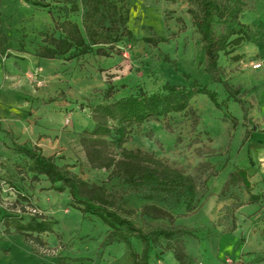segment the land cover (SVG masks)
I'll list each match as a JSON object with an SVG mask.
<instances>
[{
	"label": "rangeland",
	"instance_id": "1",
	"mask_svg": "<svg viewBox=\"0 0 264 264\" xmlns=\"http://www.w3.org/2000/svg\"><path fill=\"white\" fill-rule=\"evenodd\" d=\"M45 2L49 7L0 0V42L7 49L0 57V264H133L123 242L108 243L111 230L100 219L72 208L68 189L60 194L49 190L44 178L32 180L28 159L17 151L23 144L54 156L59 167L89 186H103L123 209L136 213L120 215L145 233L182 232L161 239L151 264H181L174 250L189 264H264V0H246L242 23L252 39L240 50L247 63L261 65L260 71L247 72L256 64L231 67L222 55L215 74L207 71L203 43L188 13L197 7L188 0H115L129 16L133 38L113 50L100 46L108 57L59 58L43 68L37 55L45 37H59L55 20L83 29L87 11L86 0ZM149 38L159 44L144 42ZM192 80L226 105L217 107L206 95H196L184 112L134 126L125 144L195 179L198 197L190 214L171 198L147 200L149 189L134 190L105 168L107 160H120L111 138L95 145L103 161L88 156L82 139L93 131L92 111L108 102L110 87L112 102L142 90L159 93L166 82ZM240 82L244 89L237 88ZM238 170L247 171L250 190L241 178L231 179ZM35 205L47 227L33 233L41 243L27 241L19 230L31 222ZM145 207L150 213H143ZM132 243L141 254V240L132 237Z\"/></svg>",
	"mask_w": 264,
	"mask_h": 264
},
{
	"label": "trees",
	"instance_id": "2",
	"mask_svg": "<svg viewBox=\"0 0 264 264\" xmlns=\"http://www.w3.org/2000/svg\"><path fill=\"white\" fill-rule=\"evenodd\" d=\"M32 2L36 7H49L45 0ZM188 2L197 7V10L190 8L188 13L203 43L207 71L215 74L220 70L219 61L222 55L231 61H240L241 56L233 55L252 39L248 26L242 23L246 0H188ZM86 4L85 27L82 29L78 23L69 21L60 24L55 20L59 37L50 35L44 38L46 46L37 55L40 59H77L89 54L108 57L109 53L100 46H109L113 50V46L124 38H133V33L128 28L129 16L122 12L115 0H86ZM76 9L74 7L72 10ZM48 13L51 15L50 11ZM144 42L156 47L159 39L149 38ZM6 52L7 49L2 48L0 42V57L6 55ZM185 78L191 79L188 75ZM224 87L227 91L231 90L226 83ZM233 93L237 96L240 92L235 90ZM200 94L206 95L217 107L226 105L219 102L217 93L200 85L197 80L189 81L187 85L166 82L159 93L150 94L142 90L137 95L112 102L110 100L114 96V89L110 87L105 93L108 102L96 106L92 111L94 129L87 134L88 136H84L82 144L88 156L94 154L101 160L95 145L102 144L107 137L111 138V144L120 152V160H107L105 168L112 169V173L120 174L124 182L134 190L149 189L150 194L145 196L147 200L164 196L183 203L188 213H194L198 197L195 179L161 160L146 156L140 150H128L125 144L134 126H141L161 117L166 118L174 113H182L190 107L192 99ZM17 149L19 154L28 159V171L32 174L34 182H40L44 178L50 185L49 190L60 194L68 189L72 208L78 210L85 218L94 216L100 219L111 230L108 243L123 242L130 251L133 264H151V255L159 246L161 239H170L182 233L163 229L145 233L120 215L125 213L133 216L136 213L123 209L124 203L108 194L103 186H89L69 168L59 167L55 157L44 155L40 148H31L23 144ZM230 177L232 180L241 178L244 186L248 190L251 189L246 170H238ZM19 195L23 200L31 201L29 196ZM258 200V196H251L253 203ZM23 209L27 210L25 207ZM33 209L37 210L38 214H31L29 225L20 226L19 230L27 241L41 243L34 238L33 233H43L47 227L40 214L41 209L36 205ZM150 210L149 207H145L143 213L148 214ZM154 211L160 212L156 208ZM164 215L166 213L162 216ZM132 237L141 240L143 244L141 254L133 250ZM173 252L179 263L189 264L178 250Z\"/></svg>",
	"mask_w": 264,
	"mask_h": 264
},
{
	"label": "crops",
	"instance_id": "3",
	"mask_svg": "<svg viewBox=\"0 0 264 264\" xmlns=\"http://www.w3.org/2000/svg\"><path fill=\"white\" fill-rule=\"evenodd\" d=\"M246 45V44H245ZM245 45H243L233 56H236V55H239V56H241V60L240 61H238V62H234V61H231L230 59H229V63H231L232 65H230L231 67H237V66H239L240 64H249L250 66H252V65H254V64H259L258 62H253V63H247L246 62V56L245 55H243V54H240V50L245 46ZM42 61H44V62H41V65L43 66V68H47L48 66H49V62H52V61H55V60H44V59H42ZM253 61V60H252ZM253 71V72H258V71H260V69H254V67H252V68H249L248 70H247V72L248 71ZM247 72L245 73V74H243L244 76H248V74H247ZM235 75H238V74H235ZM237 81V80H236ZM238 82V81H237ZM241 85V86H240ZM246 87V85L242 82H240V84L239 85H237V88L238 89H240V88H242V89H244Z\"/></svg>",
	"mask_w": 264,
	"mask_h": 264
},
{
	"label": "built area",
	"instance_id": "4",
	"mask_svg": "<svg viewBox=\"0 0 264 264\" xmlns=\"http://www.w3.org/2000/svg\"><path fill=\"white\" fill-rule=\"evenodd\" d=\"M253 67H254V69H259V68H261V65L260 64H256ZM27 210H28V208H27ZM32 214L33 215L38 214V211L37 210H33L32 211Z\"/></svg>",
	"mask_w": 264,
	"mask_h": 264
}]
</instances>
